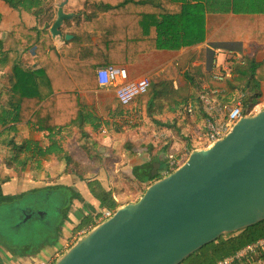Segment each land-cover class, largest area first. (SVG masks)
Returning <instances> with one entry per match:
<instances>
[{
    "label": "crops",
    "instance_id": "0c3cea01",
    "mask_svg": "<svg viewBox=\"0 0 264 264\" xmlns=\"http://www.w3.org/2000/svg\"><path fill=\"white\" fill-rule=\"evenodd\" d=\"M178 4L180 6L178 13L160 15L157 18L155 43L151 51L138 54L131 64L112 66L126 68L129 81L148 78L153 85L166 80L171 83L173 91L180 94L188 93L189 84L192 83L196 87L197 101L200 102V94H207L217 102H229L230 94L227 84L235 78V73L225 85L217 84L211 79L213 62L228 64L232 66V69L237 66H261L264 72V3L261 0H224L222 5L220 3L208 5L204 0H181ZM43 6H47V17L43 16L41 19L37 10L30 13L18 12L7 4L0 3L1 51L5 56V62L0 66V117L3 121L0 123V136L12 129L16 144L26 142L31 151H35L41 144L46 143L44 134L33 131L26 123H18V107L12 106L5 92L12 79V69L15 65L29 69L38 64L35 62V47L24 49L22 45L30 40V36H21L18 32L13 34V28L19 26L20 23L25 24L27 28L37 27L42 31L41 42H50L51 46L66 61V64L58 62L57 64H44V66H94L81 62L79 54L80 49L92 44L94 37L99 33H84L82 27L91 18L103 16L107 11L105 7L95 6L89 0H45ZM65 10L66 16L63 15ZM60 17H64L67 21L60 25L58 21ZM54 23L56 24L52 31L55 30L58 37L53 36L50 31ZM65 35L72 37L64 41ZM74 37H87L85 45L72 44L71 40ZM104 49L106 53L107 48L104 47ZM113 49L117 51L120 48L116 45ZM236 54L241 57H236ZM170 62L176 64L177 72L167 76L164 74V68ZM94 80L96 81L95 73ZM97 86L95 89L78 91L81 103L92 109V115L85 118L81 127L66 129L58 135V139L59 136L63 138L61 147L63 150L66 149L67 153L64 160L68 161L67 164L72 173L68 175L67 170L63 173H54L46 169L52 163L58 164L55 158L57 155L49 157L48 161H41V166L47 170V173L45 172L47 181H63L67 187L75 186L81 197L92 206L98 205V202L91 196L88 189L85 190L81 186L76 187V180L82 181L89 174L93 175L97 181L109 184L112 178L107 170L104 172L105 177H102L103 173L100 171H103L101 169L103 165L101 162L92 163L91 159L95 158L93 155L86 154V148L92 146L91 149L110 152L118 151V145H124L123 147H126L128 151L127 155L132 152V155H129L132 159V162H129L130 168L136 170V176H139L140 181L144 183L149 171L152 175H164L172 166L179 164L176 160L178 157L176 153L181 144L177 142L178 137L174 131H182L180 129L183 127L180 128V126L183 121L182 117L186 119L185 108L191 105L195 110L192 100H189L183 107L182 113L179 111L165 112L149 117L147 97L144 100L135 99L124 107L116 100L113 90L101 89ZM244 95L242 94L230 103L234 104ZM170 131H173L174 135ZM107 136L108 141L103 142ZM172 148L175 150H171ZM120 152L118 151L116 159L120 158ZM158 157L160 159L158 163L153 162L154 164L143 168L147 161H153ZM1 158L6 162L3 163ZM9 160L10 155L7 149L1 146L0 182L2 185H0V192L4 195L17 193L21 188L20 183L17 182L21 178L20 175L15 171L11 174L13 170L6 173L7 170L9 171L7 168L14 166ZM99 161H102L100 157ZM14 163L22 168L20 162L14 161ZM118 165L121 164L115 161L110 169L113 174L119 176ZM31 166L29 160L23 167L26 168L28 174L24 179L27 181L25 183L32 180ZM76 166H79L78 171ZM127 172L128 169L124 173ZM9 182H12L14 192L8 191ZM71 225L72 223H65L61 228V241L64 238L68 239L71 235L73 229ZM44 250H52V255L57 250V245L53 249L48 246ZM248 258L247 264L250 261H253V264H264V247L257 249Z\"/></svg>",
    "mask_w": 264,
    "mask_h": 264
},
{
    "label": "water",
    "instance_id": "95a60500",
    "mask_svg": "<svg viewBox=\"0 0 264 264\" xmlns=\"http://www.w3.org/2000/svg\"><path fill=\"white\" fill-rule=\"evenodd\" d=\"M68 193L27 192L0 216L45 241L59 226ZM264 222V108L220 140L191 150L171 173L119 206L53 264H181L224 235ZM4 254V247L0 246ZM43 251H41L42 253Z\"/></svg>",
    "mask_w": 264,
    "mask_h": 264
},
{
    "label": "trees",
    "instance_id": "16d2710c",
    "mask_svg": "<svg viewBox=\"0 0 264 264\" xmlns=\"http://www.w3.org/2000/svg\"><path fill=\"white\" fill-rule=\"evenodd\" d=\"M45 0H0L18 12L30 13L43 5ZM95 6L105 7L106 14L100 17L91 18L83 25L84 33L98 32L94 37V42L80 49L79 60L85 64L94 66H44V64H66L65 59L57 53L50 42H41L42 31L37 27L27 28L25 24L13 28L12 33H19L21 36H30V40L23 45L24 49L34 48L35 62L38 66L23 69L21 66H14L12 69V79L6 87L5 94L13 107H18V123H26L33 131L43 133L47 142L45 148L42 144L31 151L28 144H16L15 134L9 130L0 136V147L6 148L10 155L9 162L18 161L21 166L38 164L41 161H48L49 155H57L62 149L57 136L66 129L79 128L83 125L86 117L92 115L93 111L81 103L78 91L95 89L97 86L94 80V71L97 67L111 65L131 64L140 53H147L154 48L155 27L157 18L160 15L176 14L179 12L178 2L181 0H89ZM187 1V0H183ZM211 5L224 0H204ZM264 3V0H261ZM219 5V6H220ZM1 20V17H0ZM118 45L117 51L114 50ZM104 47L107 48L106 53ZM2 41L0 40V66L5 62L2 51ZM47 49H49L47 51ZM40 65V66H39ZM261 66H237L233 68L235 78L227 84L230 94L229 102L238 99L239 96L243 106L248 108V113L260 103L263 97L264 72ZM189 79V83H190ZM188 93H176L173 91L171 83L162 80L159 83L150 85L147 93V115H159L165 112H180L189 100L195 106V122L200 124L206 118L202 105L195 96L196 87L190 83ZM98 87V86H97ZM191 98V99H189ZM141 100V97L137 98ZM136 99V100H137ZM221 103V102H220ZM225 103V102H223ZM245 116L247 114H244ZM3 121L0 117V123ZM168 125V124H167ZM179 130L175 131L178 138L184 137ZM190 147V144L187 143ZM151 155H152V151ZM148 154V151H146ZM132 155V152L129 154ZM152 160L147 161L143 168L152 164ZM32 168V166H31ZM176 168L172 166L164 175H152L149 173L145 177L144 187L139 196L146 188L171 173ZM33 170V169H32ZM135 172L136 170L133 169ZM89 193L98 202L100 209L114 212L123 205L115 201L112 194L94 189L95 185L89 183ZM73 188V187H72ZM67 186H57L56 189H65L70 193L69 203L65 205L61 213V221H69L70 208L73 201L84 202L81 195ZM4 195L0 192V205L12 202L20 196ZM87 205L86 202H84ZM92 214L93 209L90 211ZM82 214L78 218L73 229L74 232L95 226L100 215ZM63 218V219H62ZM56 228L60 232L62 225ZM264 238V222L256 226L232 235H224L217 241L205 246L181 264H217L228 256H233L245 246ZM248 259L235 261L234 264H247Z\"/></svg>",
    "mask_w": 264,
    "mask_h": 264
},
{
    "label": "rangeland",
    "instance_id": "374dc122",
    "mask_svg": "<svg viewBox=\"0 0 264 264\" xmlns=\"http://www.w3.org/2000/svg\"><path fill=\"white\" fill-rule=\"evenodd\" d=\"M47 6H41L37 9V11L39 12V16L41 17V19H43V16L47 17ZM63 15L66 16V10L64 11ZM62 15V16H63ZM59 24L61 25L62 22L67 21V19H64V17H60L59 18ZM56 23L53 24V26L50 28V31L52 33L53 36H59L58 34H56L55 30H53L54 26ZM72 36L70 35H65V40L67 38H70ZM86 38L87 37H74L73 40H71L72 44L74 43L75 46L80 45V44H84L86 43ZM64 39V38H63ZM146 95L141 97V100L145 99ZM257 109H263L264 108V88H263V97L260 100V103L257 104ZM248 108H245V112L244 114H248ZM250 112H253L252 110ZM182 125L180 126V132L181 135L184 137L183 138H178L177 142L181 144V147L179 148V151H177V161H178V165L182 164L186 159L187 156L189 154V152L191 150H195V149H202V148H206L208 147V144L205 142L203 136H204V124L203 122L200 124H193V122H195V119H189L186 117H182ZM171 132V131H170ZM175 132V131H174ZM174 132L172 131L171 134L174 135ZM170 136V135H168ZM122 137V136H121ZM58 138V136H57ZM180 139V141H179ZM60 143L63 140V138L61 136H59ZM108 141V136L103 140V142H107ZM64 142V141H63ZM187 143L190 144V147L187 146ZM47 144L44 143L42 144L43 148H45V145ZM90 145V144H89ZM124 145H118L117 148H119L118 151H121L120 153V158L116 159V155L118 154V151H110L107 152L105 150H96V149H91L90 146L88 148H86V154L88 155H93V157L95 159H91L92 163L96 162L99 163L101 162V164L104 166L101 167V169L103 171H100L102 174V177H105L104 172H106V170L108 171V174H110V177L112 178V182L109 184L108 183H101L100 181H97L95 178H93V175H89L87 174L86 177L84 178V180L80 181V179H77L75 182L76 187L81 186L83 187L85 190L86 189H91V186L89 187V183L95 185L94 189L97 190H101V191H105L108 194H112L113 199L117 200V202H119L120 204L125 205L126 203L129 202H135L140 196V192L144 187V183H142L140 181V177L136 176V171L134 172L132 168H130V164L132 159H130L129 155H127L128 151L126 147H123ZM130 146V145H129ZM94 147V146H93ZM175 148H177L176 146H174ZM66 149H61L58 153L57 156L55 157L58 160V164L56 163H52L50 166H48L46 169L50 170V172H54V173H63L67 170V174L70 175L72 173V170L69 168V165L67 164L68 161H65V157H67V153L65 152ZM171 150H175L174 148H172ZM155 151V150H152ZM70 154V153H69ZM172 154V152H171ZM50 157L52 155H49ZM55 156V155H53ZM99 157L101 158L102 161H99ZM59 158V159H58ZM116 159V160H115ZM1 161L3 163L6 162V160H2ZM115 161H118V174H113L110 166L111 164H113ZM160 161L159 157L155 160H153L152 162L154 163H158ZM151 162V163H152ZM14 166L7 168L9 169V171L7 170L6 173H9L10 170L11 174L15 171L18 173V175H20V179L17 181L18 183H20L21 188L19 189V192L14 193V194H7V195H19V194H25L27 192H36V191H40V190H44V189H51V190H56L57 186H61V187H65V184L63 181H47L48 179H45L47 177V170H45L44 167L36 164L32 165V180L29 181V183H25L27 181H24V179L28 176L27 172H26V168L23 169L20 168L18 166V164L14 163V161L11 162ZM153 163V164H154ZM0 164H2L0 162ZM150 165V164H149ZM147 165V167L149 166ZM97 166V165H96ZM2 168H4V166H1ZM51 167V168H50ZM50 168V169H49ZM75 169V168H74ZM79 166H76V170L78 171ZM128 169L127 173H124L125 170ZM132 169V170H131ZM46 172V173H45ZM141 173V171H139ZM148 173H151V171H149ZM99 174V172H98ZM143 176V174H141ZM1 176V175H0ZM51 178V175H50ZM94 179V180H93ZM38 180H42V181H38ZM0 185H2V182H0ZM8 191L14 192L15 189L13 188L12 182H9L8 184ZM24 188H23V187ZM16 188V187H15ZM69 188H72L71 186H69ZM75 192H77L79 195L80 192L75 188V186H73L72 188ZM65 190V189H64ZM70 196V193H68V198ZM84 202L87 203V205L84 204V202L82 203H76V206H78L79 209L81 210H77L75 213V217L73 218V223H72V227L74 229L75 224L78 221L79 216L81 217V213H85V214H89L91 213L90 211L93 209V214L92 215H97L99 213H101L102 209L99 208V206L96 204L95 206L89 205L90 203L88 201H86L83 198ZM115 200V201H116ZM69 203V199H67V205ZM89 203V204H88ZM75 209H72V211ZM71 214V213H70ZM63 219V218H62ZM65 223H69V221H61L60 225H63ZM72 229L71 231V235L69 236L68 239L64 238L63 241H61L62 235H60V232H58V229L55 230L54 234L49 235L46 239H44L45 241H41L38 240V243H41L40 246H32L31 243L33 240V238H30L29 242L28 240L24 239L23 234L20 233V229L16 228V227H11L9 225H7L6 223L3 222V220L0 218V246L2 245L4 247V254L1 251V257L2 260L0 258V264H19L18 262L13 263L16 258H20L23 257L27 252H31V253H36V252H40L37 258L34 259V264L36 263V261L38 259H46V258H50L51 259V264H53L61 255H63L75 242L76 240H78L80 237H82L83 235L79 236L78 233L79 232H74ZM61 231V230H60ZM61 242V243H60ZM57 245V250L51 255L52 250H44V248L49 247H55ZM27 250V251H26ZM41 251H45L42 252ZM54 254L58 255V258L55 260L54 259ZM11 257V258H10ZM26 260V259H25ZM55 260V261H54ZM13 261V262H11ZM19 261V260H18ZM31 263V264H33ZM27 264V263H26ZM29 264V263H28Z\"/></svg>",
    "mask_w": 264,
    "mask_h": 264
},
{
    "label": "built area",
    "instance_id": "2783aa9c",
    "mask_svg": "<svg viewBox=\"0 0 264 264\" xmlns=\"http://www.w3.org/2000/svg\"><path fill=\"white\" fill-rule=\"evenodd\" d=\"M236 57L241 55L236 54ZM177 72V67L174 62H170L164 68V74L171 76ZM233 76L232 66H228L225 63L213 62L211 79L220 85H225ZM95 78L97 85L101 89L113 90L116 100L121 106H128L138 97L144 96L148 93L151 82L148 78H140L137 80L129 81L128 72L126 68L116 66L100 67L95 71ZM200 103L203 111L206 115L204 119V140L210 145L213 142L222 139L232 128V126L241 119L245 112L243 102L239 99L234 104L220 103L207 94H200ZM257 107H253L252 111L247 115H251L256 111ZM186 117L189 119H195L193 107L188 105L185 108ZM178 166V164H177ZM176 166V167H177ZM113 212L102 209L100 215L96 220V225L109 219ZM95 225V226H96ZM94 227V226H93ZM92 226H89L78 233L79 236L87 233ZM264 247V238L257 240L256 242L245 246L242 250L237 252L233 256H228L217 264H234L235 261L247 259L257 249ZM58 258L57 254H54V259ZM54 260V261H55ZM35 264H51L49 258L38 259ZM249 264H253V261Z\"/></svg>",
    "mask_w": 264,
    "mask_h": 264
},
{
    "label": "flooded vegetation",
    "instance_id": "af4514ba",
    "mask_svg": "<svg viewBox=\"0 0 264 264\" xmlns=\"http://www.w3.org/2000/svg\"><path fill=\"white\" fill-rule=\"evenodd\" d=\"M49 188H47V189H44V190H48ZM56 190H61L62 192H67V193H69L68 191H66V190H63V189H56ZM26 194V193H25ZM22 196H24L23 194H21ZM20 195V196H21ZM21 196V197H22ZM21 197H19V198H21ZM19 198H17V199H19ZM17 199H15V200H17ZM12 201H14V200H12ZM81 203V202H80ZM89 204V203H88ZM89 205H91V204H89ZM70 208V215L68 216V220H69V222H70V224L71 223H73V218L72 217H75V213H76V211L78 210H81L82 208H84V207H82L81 209H79L78 208V206H76V204H75V202L73 201V204H72V206L71 207H69ZM72 209H75V210H73L72 211ZM92 214V213H91ZM80 217V216H79ZM0 218L3 220V222L4 223H6L7 225H9V226H11V227H13L14 228V226L12 225V223H8V219H7V217H2V216H0ZM89 227V226H88ZM86 228V227H85ZM85 228H82L81 230H79V231H77V232H81L82 230H84ZM20 233L21 234H23V236H24V239H26V240H28V242H29V240H30V238H33V236H30V235H28V234H26V233H24V232H22V231H20ZM32 241V243H31V245L32 246H40L41 245V243H38V241H37V239L36 238H33V240H31ZM27 251V250H26ZM40 252L38 251V252H36V253H31V252H27L23 257H18V258H16L15 260H13V261H11V262H13V263H15V262H18L19 264H31V263H33L34 262V258H32V257H38ZM36 257V258H37ZM11 258V257H10ZM26 259V260H25ZM19 260V261H18ZM49 260H51L50 258H49ZM34 264V263H33Z\"/></svg>",
    "mask_w": 264,
    "mask_h": 264
}]
</instances>
